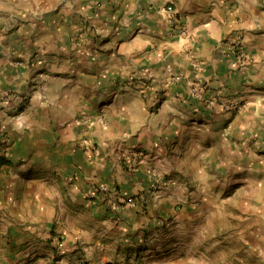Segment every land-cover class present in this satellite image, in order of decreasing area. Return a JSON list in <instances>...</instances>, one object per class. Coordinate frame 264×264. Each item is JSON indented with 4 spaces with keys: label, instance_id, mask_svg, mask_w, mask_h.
<instances>
[{
    "label": "crops",
    "instance_id": "1",
    "mask_svg": "<svg viewBox=\"0 0 264 264\" xmlns=\"http://www.w3.org/2000/svg\"><path fill=\"white\" fill-rule=\"evenodd\" d=\"M0 264H264V0H0Z\"/></svg>",
    "mask_w": 264,
    "mask_h": 264
},
{
    "label": "built area",
    "instance_id": "2",
    "mask_svg": "<svg viewBox=\"0 0 264 264\" xmlns=\"http://www.w3.org/2000/svg\"><path fill=\"white\" fill-rule=\"evenodd\" d=\"M164 10L169 12V13H172L173 7L170 4H167V5H165ZM167 21L171 25H175V23H176V20L174 19L173 16H168ZM174 78L178 79V76L176 75V76H174ZM99 190L102 191V192H107V187L105 185H101V186H99Z\"/></svg>",
    "mask_w": 264,
    "mask_h": 264
}]
</instances>
